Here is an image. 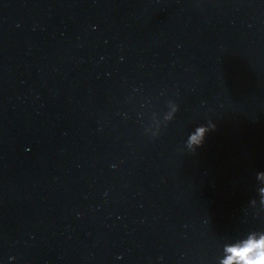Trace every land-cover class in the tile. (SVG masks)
Here are the masks:
<instances>
[{
	"label": "water",
	"instance_id": "water-1",
	"mask_svg": "<svg viewBox=\"0 0 264 264\" xmlns=\"http://www.w3.org/2000/svg\"><path fill=\"white\" fill-rule=\"evenodd\" d=\"M261 238L264 0H0V264Z\"/></svg>",
	"mask_w": 264,
	"mask_h": 264
},
{
	"label": "clouds",
	"instance_id": "clouds-1",
	"mask_svg": "<svg viewBox=\"0 0 264 264\" xmlns=\"http://www.w3.org/2000/svg\"><path fill=\"white\" fill-rule=\"evenodd\" d=\"M201 133L204 131L200 129ZM192 142L198 143V137L192 136ZM229 256L225 264H264V238L250 239L245 243L228 249Z\"/></svg>",
	"mask_w": 264,
	"mask_h": 264
}]
</instances>
